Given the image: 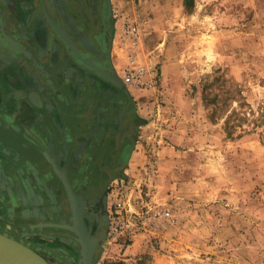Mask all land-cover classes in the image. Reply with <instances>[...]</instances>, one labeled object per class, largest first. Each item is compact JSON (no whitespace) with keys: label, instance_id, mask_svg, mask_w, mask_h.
Listing matches in <instances>:
<instances>
[{"label":"rangeland","instance_id":"obj_1","mask_svg":"<svg viewBox=\"0 0 264 264\" xmlns=\"http://www.w3.org/2000/svg\"><path fill=\"white\" fill-rule=\"evenodd\" d=\"M109 4L88 27L110 22L133 148L82 206L90 264H264V0ZM26 236L50 264L86 253L64 233Z\"/></svg>","mask_w":264,"mask_h":264},{"label":"crops","instance_id":"obj_2","mask_svg":"<svg viewBox=\"0 0 264 264\" xmlns=\"http://www.w3.org/2000/svg\"><path fill=\"white\" fill-rule=\"evenodd\" d=\"M48 7L56 8L54 0ZM47 24L40 0H0V185L6 177L12 188L9 198L0 196V209L12 225H25L21 219L35 222L32 211L38 206L30 204L38 197L33 187L56 169L57 152L74 146L79 123L86 127L87 122L109 121L111 112L96 108L94 100L109 86L118 88L98 73L106 81L85 73L80 62L82 67L70 65L69 58L60 66L50 65ZM50 40L54 51L55 40ZM113 68L111 74L121 85Z\"/></svg>","mask_w":264,"mask_h":264},{"label":"flooded vegetation","instance_id":"obj_3","mask_svg":"<svg viewBox=\"0 0 264 264\" xmlns=\"http://www.w3.org/2000/svg\"><path fill=\"white\" fill-rule=\"evenodd\" d=\"M40 1L43 17L48 22L46 42L47 50L51 51L48 59L50 65L60 66L64 63L65 58H69L70 65L82 67L78 61L79 59L66 50L64 42L57 35V31L55 32V28L49 23L47 17L51 18L55 26L65 32L79 49L80 55L86 58V62H91V64L113 73L111 49L106 50L109 44L107 42L109 37L107 27L105 29L102 27L97 28L96 31L88 27V25L94 26L95 23L99 25V22L103 25V19H100L98 15L95 17V7H97L96 10L99 8V11H102L103 17L105 14L104 0H91L88 3H83L80 0V6L78 4L74 6V13L71 11V0H63V4H56L53 11L48 7L49 0ZM82 12L87 14V18L78 20V15ZM77 29H79L78 33ZM51 38L55 40V49L52 48L54 51L51 50L53 45V42L52 44L50 42ZM82 40L89 45V48L81 43ZM85 70V73L100 77L93 70L88 68H85ZM100 78L106 81L104 78ZM122 88L109 86V89L100 91L103 97L101 95V98L94 100V104L96 103V108L102 107L111 112L109 121L103 119L96 122L100 126L97 130L94 127L95 122H87L86 127L80 126L79 123L74 146L70 148L69 152H65L64 148L57 152L56 169L52 168L53 170L49 171L50 174L44 175L43 183L39 187H33L38 197L37 203L30 204L31 207L35 204L38 206L37 212L32 211V213H37L35 222L33 218V222H30V218L21 219L22 224L25 225H12L11 219L6 217V213H3L0 209V233L17 238L40 254L49 264L48 259L33 245V242L39 243V241H30L29 236H26V234L35 231H38L40 235L64 233L65 237L72 238V240L79 238L82 243L81 238L74 229L76 226L82 233L86 234L81 226L82 206L92 198L95 186L109 184L115 172L123 165L122 163H124L133 148L127 141L131 135L133 104L125 93V88L123 86ZM86 108L88 109V107ZM103 114L106 115L105 112ZM103 122L105 123L103 124ZM98 136L99 138H97ZM2 164L5 166V162ZM2 181H4V184L0 185V196L9 198L12 192L11 180L5 177ZM15 188H18L17 190L21 189L17 186Z\"/></svg>","mask_w":264,"mask_h":264},{"label":"water","instance_id":"obj_4","mask_svg":"<svg viewBox=\"0 0 264 264\" xmlns=\"http://www.w3.org/2000/svg\"><path fill=\"white\" fill-rule=\"evenodd\" d=\"M105 5V14H109V0H104ZM49 23L55 28L58 35L61 37L62 41L64 42L67 49L75 55L78 61L85 65L88 69L95 71V73H98L99 75L105 77L109 81H111L115 86L118 88H122V85L117 81V79L112 76L111 73L107 72L105 69H102L101 67H98L94 64H91V62H86L85 59L80 55L79 49L75 46V44L69 39V37L65 34V32L55 26L51 18L48 17ZM105 25L107 27V34L109 37H112V28L110 25L109 20H106ZM110 48V45L106 47V50L108 51ZM127 94V91H125ZM90 252L91 257L88 262V264L91 263L92 257H93V249L91 248L90 244ZM87 252V251H86ZM0 264H49L40 254H38L36 251L31 249L28 245L19 242L15 240L14 238L0 233Z\"/></svg>","mask_w":264,"mask_h":264},{"label":"bare ground","instance_id":"obj_5","mask_svg":"<svg viewBox=\"0 0 264 264\" xmlns=\"http://www.w3.org/2000/svg\"><path fill=\"white\" fill-rule=\"evenodd\" d=\"M99 63V62H98ZM113 76V75H112ZM77 199V198H76ZM77 201H79V200H77ZM76 201V202H77ZM76 220H77V218H76ZM75 230H76V232L78 233V235H79V237L81 238V240H82V245H83V247L85 248V250L87 251L84 255H83V259H82V262H81V264H88V262H89V260H90V257H91V252H90V244H91V242H90V239L88 238V236H86V234H84V233H82V231L79 229V228H77L76 226H75V228H74Z\"/></svg>","mask_w":264,"mask_h":264},{"label":"built area","instance_id":"obj_6","mask_svg":"<svg viewBox=\"0 0 264 264\" xmlns=\"http://www.w3.org/2000/svg\"><path fill=\"white\" fill-rule=\"evenodd\" d=\"M128 77V76H127ZM130 79V77L127 78V80Z\"/></svg>","mask_w":264,"mask_h":264}]
</instances>
